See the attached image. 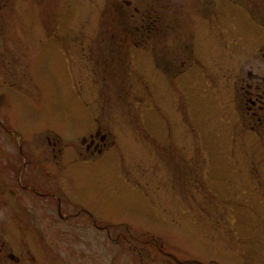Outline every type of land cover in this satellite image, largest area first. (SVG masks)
Segmentation results:
<instances>
[{
    "label": "rangeland",
    "instance_id": "obj_1",
    "mask_svg": "<svg viewBox=\"0 0 264 264\" xmlns=\"http://www.w3.org/2000/svg\"><path fill=\"white\" fill-rule=\"evenodd\" d=\"M261 23L264 0H0V119L31 162L15 178L79 209L42 218L50 197L0 182V264H264Z\"/></svg>",
    "mask_w": 264,
    "mask_h": 264
},
{
    "label": "flooded vegetation",
    "instance_id": "obj_2",
    "mask_svg": "<svg viewBox=\"0 0 264 264\" xmlns=\"http://www.w3.org/2000/svg\"><path fill=\"white\" fill-rule=\"evenodd\" d=\"M261 26L264 25L261 23ZM259 25V26H260ZM261 56L264 58V53H261ZM247 75H248V81L246 82V86L248 88L247 94L248 97L246 98L248 100V103H246V108H247V114L249 115V121H250V131L253 132L254 134L258 136H264V115L262 116L261 114L264 112V75H259L255 74L253 70V65H248L246 69ZM14 133V132H13ZM0 134H2V141H0V182L5 184L6 186H17L18 188H21L23 190L25 189H30V194L31 191L33 192L34 195L41 196L42 199L44 197L48 196L51 198V202L54 201L56 203V208L55 209H45L41 211V217H49L52 218L53 214L56 213L57 218L65 220L70 217H75L77 215L78 210H69L65 209L62 210V199L59 195L61 192L60 188H47L44 181H37L35 184H32V180L29 179H24V182L21 181V178L17 177L15 178V175L18 173L16 170H22L26 168L27 164L31 165V162L29 163L28 160H25V156L23 153V146L19 145L16 147V141L14 140V136L12 135V129L11 125L9 122H6L5 120L0 119ZM47 138V141L50 143L49 140V135L45 136ZM105 135H101L99 131H95L92 134L88 135V138H84L82 140V145H83L86 153L88 155H93L94 153H100L101 150H103V147L105 145ZM72 153L76 156H79V152L75 151L72 149ZM53 157H54V162L55 164H58V156L61 154V149L60 148H52ZM91 155L87 157V160L91 161ZM23 158V160H22ZM53 159V158H52ZM86 159V158H85ZM39 164V168L43 169V172L40 169L33 170L32 173L35 174L36 171H40L46 175L49 174V170L47 169L48 167L45 168V163L46 162H37ZM18 166V167H17ZM20 166V167H19ZM30 172V173H31ZM33 179V177L31 176ZM34 183V182H33ZM41 184V185H40ZM46 188V189H45ZM54 190H57L56 192ZM8 191L10 192V189L8 187ZM29 191V190H28ZM1 192H3L1 190ZM61 194V193H60ZM53 203V202H52ZM68 203L71 204L73 208L77 206V204L72 200H68ZM53 206V204H51ZM50 205V206H51ZM74 205V206H73ZM83 211V210H82ZM88 214V211H84ZM42 227L40 230L44 231ZM50 232L51 230H54L56 233L61 234L62 229L55 225V223H51V226H49ZM47 230V229H45ZM8 234H15L13 228H8L7 232ZM32 233V230L30 231ZM9 238V235H7ZM13 237V236H12ZM12 237L8 240L10 241V246L12 248L10 249H15L14 243L12 241ZM7 242V241H6ZM5 242V244H6ZM57 246V245H55ZM136 247H133L135 249ZM5 255L11 260V261H17L15 259V256L13 253H5ZM154 259V258H153ZM152 259V260H153ZM32 261V260H31ZM151 261V260H149ZM143 263V262H142ZM141 263V264H142ZM154 264L155 261H151L146 264Z\"/></svg>",
    "mask_w": 264,
    "mask_h": 264
}]
</instances>
